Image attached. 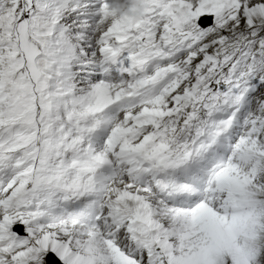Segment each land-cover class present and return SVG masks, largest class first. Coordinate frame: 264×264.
I'll list each match as a JSON object with an SVG mask.
<instances>
[{"label":"snow or ice","instance_id":"snow-or-ice-1","mask_svg":"<svg viewBox=\"0 0 264 264\" xmlns=\"http://www.w3.org/2000/svg\"><path fill=\"white\" fill-rule=\"evenodd\" d=\"M0 0V264H264V0Z\"/></svg>","mask_w":264,"mask_h":264},{"label":"clouds","instance_id":"clouds-1","mask_svg":"<svg viewBox=\"0 0 264 264\" xmlns=\"http://www.w3.org/2000/svg\"><path fill=\"white\" fill-rule=\"evenodd\" d=\"M128 2L130 4H133V5H138L139 6V11H137L136 13H132L130 10L128 12L129 15H136V16H139L142 12V9H143V5L140 4V0H128Z\"/></svg>","mask_w":264,"mask_h":264}]
</instances>
